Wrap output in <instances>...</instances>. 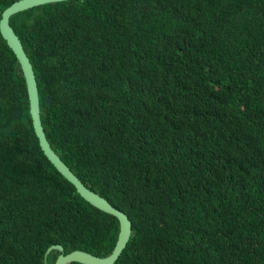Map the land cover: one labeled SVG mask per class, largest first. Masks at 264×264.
Wrapping results in <instances>:
<instances>
[{"label":"trees","instance_id":"16d2710c","mask_svg":"<svg viewBox=\"0 0 264 264\" xmlns=\"http://www.w3.org/2000/svg\"><path fill=\"white\" fill-rule=\"evenodd\" d=\"M8 21L50 145L131 220L111 264H264V0H54ZM117 231L41 149L0 33V264L106 254Z\"/></svg>","mask_w":264,"mask_h":264},{"label":"water","instance_id":"95a60500","mask_svg":"<svg viewBox=\"0 0 264 264\" xmlns=\"http://www.w3.org/2000/svg\"><path fill=\"white\" fill-rule=\"evenodd\" d=\"M45 1L54 0H12L1 10L0 33L5 38L9 47L13 50L24 75L28 97V110L41 149L52 164L73 183L81 196L96 207L110 212L117 217L118 231L111 250L106 254H96L83 248H72L68 251H63V247L60 243H51L43 252L44 264H47L46 255L51 248L59 250L52 264H69L71 260H77L86 264H111L129 237L131 220L124 210L111 203L99 192L87 186L50 145L40 119L38 90L31 61L23 48L20 38L8 21V17L12 12Z\"/></svg>","mask_w":264,"mask_h":264}]
</instances>
